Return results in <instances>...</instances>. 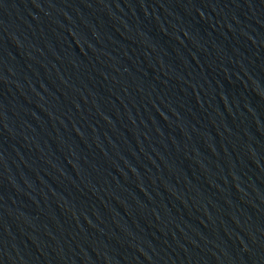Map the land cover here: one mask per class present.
I'll list each match as a JSON object with an SVG mask.
<instances>
[{
    "label": "water",
    "instance_id": "1",
    "mask_svg": "<svg viewBox=\"0 0 264 264\" xmlns=\"http://www.w3.org/2000/svg\"><path fill=\"white\" fill-rule=\"evenodd\" d=\"M0 264H264V0H176Z\"/></svg>",
    "mask_w": 264,
    "mask_h": 264
}]
</instances>
